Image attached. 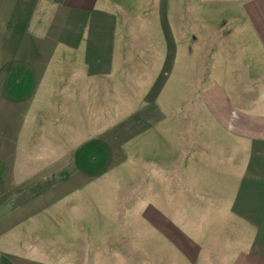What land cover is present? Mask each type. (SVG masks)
Here are the masks:
<instances>
[{"label": "crops", "instance_id": "0c3cea01", "mask_svg": "<svg viewBox=\"0 0 264 264\" xmlns=\"http://www.w3.org/2000/svg\"><path fill=\"white\" fill-rule=\"evenodd\" d=\"M228 1L0 0V264H264V0Z\"/></svg>", "mask_w": 264, "mask_h": 264}, {"label": "rangeland", "instance_id": "374dc122", "mask_svg": "<svg viewBox=\"0 0 264 264\" xmlns=\"http://www.w3.org/2000/svg\"><path fill=\"white\" fill-rule=\"evenodd\" d=\"M233 3H234V0H229L228 2H217L216 5H215V6L218 7L219 9H224V11H223V16H222V20H221V21H222V23L225 24V25H229V24H231V22H232ZM208 6H209V7H212L213 4L210 3ZM221 14H222V13H221ZM221 14H220V16H221ZM122 21L124 22V16H123V20H122ZM218 24H221L220 21H219ZM193 41H194V40H193ZM48 190H49V187H44V188H42V187H34L33 193H34V195H36L37 193H40L39 195H37V196H40L39 198H41L42 196L45 195L44 199H45V200H50ZM3 193H4V192L2 191V192L0 193V195L3 194ZM50 242L55 243L56 240H55V239H54V240H50ZM69 243H70V242H69ZM70 244H71V243H70ZM54 251H56V248H55Z\"/></svg>", "mask_w": 264, "mask_h": 264}]
</instances>
